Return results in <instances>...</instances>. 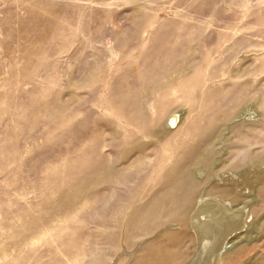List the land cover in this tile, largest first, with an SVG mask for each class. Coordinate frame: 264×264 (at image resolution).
Returning <instances> with one entry per match:
<instances>
[{
  "label": "rangeland",
  "instance_id": "rangeland-1",
  "mask_svg": "<svg viewBox=\"0 0 264 264\" xmlns=\"http://www.w3.org/2000/svg\"><path fill=\"white\" fill-rule=\"evenodd\" d=\"M200 190L264 264V0H0V264L185 254Z\"/></svg>",
  "mask_w": 264,
  "mask_h": 264
},
{
  "label": "bare ground",
  "instance_id": "bare-ground-1",
  "mask_svg": "<svg viewBox=\"0 0 264 264\" xmlns=\"http://www.w3.org/2000/svg\"><path fill=\"white\" fill-rule=\"evenodd\" d=\"M170 119L169 125L174 127L179 122L180 115L174 114ZM199 172L203 173V170L200 169ZM194 187L192 184L191 188ZM191 201L184 213L190 231L187 252H178L181 247H178V251L164 250L153 260L154 264H225L228 245L233 244L235 235L247 227V209L235 210L231 200L200 190L199 193L194 192ZM179 228L183 229V224L174 222L163 230ZM163 230L157 231V234ZM136 252L135 249L128 255L132 257Z\"/></svg>",
  "mask_w": 264,
  "mask_h": 264
}]
</instances>
